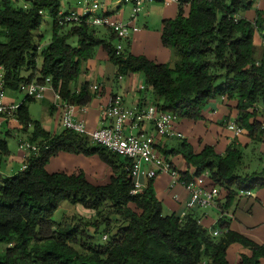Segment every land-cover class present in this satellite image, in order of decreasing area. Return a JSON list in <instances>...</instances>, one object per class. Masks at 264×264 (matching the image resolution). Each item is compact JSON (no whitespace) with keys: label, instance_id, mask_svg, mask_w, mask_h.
<instances>
[{"label":"trees","instance_id":"obj_1","mask_svg":"<svg viewBox=\"0 0 264 264\" xmlns=\"http://www.w3.org/2000/svg\"><path fill=\"white\" fill-rule=\"evenodd\" d=\"M17 1L0 0V75L6 90L51 77L63 101L86 105L93 97L88 84L79 92L72 84L79 78L81 63L102 47L117 67V76H144L160 111L198 121L211 100L222 96L235 103L236 122L251 137L258 130L264 133V43L260 54L255 44L256 32L264 41V7L256 9L254 21L244 17L258 0H179L177 16L164 20L161 37L163 45L179 55L174 65L134 55L127 43L117 55L116 35L108 29L100 34L99 28L85 23L61 26L57 16L63 0H25L24 6ZM45 11L54 18L53 36L42 46L34 32ZM34 100L25 96L13 111L22 129H31L27 141L36 149L30 150L25 169L0 178V264H230L227 251L234 243L252 252L241 255L239 264H261L264 245L231 230L225 219L214 227L223 233L214 236L191 212L165 214L155 179L133 194L129 159L71 129L48 132L30 116L28 105ZM229 119L230 115L225 121ZM160 151L170 161L172 155L183 156L187 165L180 171L183 178L208 171L227 191L225 206L238 189L264 188V169L247 176L238 173L243 153L235 144L225 155L209 145L196 153L186 140L181 150ZM60 153L98 156L110 168L108 182H90L82 168L71 173L48 171L51 159ZM9 155L8 139L0 135V158ZM63 201L94 215L58 223L54 215ZM98 233L106 236L105 241L96 240Z\"/></svg>","mask_w":264,"mask_h":264},{"label":"crops","instance_id":"obj_2","mask_svg":"<svg viewBox=\"0 0 264 264\" xmlns=\"http://www.w3.org/2000/svg\"><path fill=\"white\" fill-rule=\"evenodd\" d=\"M107 3H109L107 11L116 15L120 13L124 21L127 22L129 20L132 10L130 4H124V6L113 5L111 0ZM263 7V2L258 0L255 7L245 13L244 17L254 21L256 19V9H263ZM177 13L178 3L176 2H148L137 21V25L141 30L132 35L127 41L126 45L129 46L130 52L134 55H144L157 63L176 64L180 59L178 53L164 46L161 37L164 20L174 19ZM73 41L76 43L77 38H72ZM263 43L262 38H259L258 43L255 41L257 48H262ZM260 52L261 50L257 51V54H260ZM116 71L117 67L110 61L108 54L102 47L97 49L93 58L81 63L79 78L72 84V89L79 92L85 84H88L93 97L88 104L84 105L85 111L80 105L75 107L74 119L84 121L90 131L108 124V122H103L101 119V108L108 103L110 98H120L124 106L132 110H144L154 103L151 88L146 85L142 74H122L120 78V76H117ZM95 83L99 85L98 92L92 90V86ZM142 86L144 87L143 89H141ZM23 100L19 99L17 94L6 97L7 104L18 105ZM57 104L54 91L49 90L44 100H34L28 105L31 118L40 121L48 132L55 134L60 133L64 129L61 124L63 108L58 107ZM262 108L264 109V105H262ZM229 115L230 119L225 121ZM237 115L235 103L228 102L224 97L218 96L205 107L203 119L198 121L177 119L175 121L176 129L184 134L182 139L159 136L153 123L150 122L143 123L140 129L133 130V132H145L160 153V149L181 150L182 143L185 140L193 147L196 153L201 152L206 145H209L213 146L220 155H225L227 148L231 144H235L243 153V161L238 173L247 176L264 169V133L261 134L260 130H258L254 133L255 136L253 138L250 136V132L241 126L243 133L236 135L234 131L228 129V124L236 121ZM16 122L19 123L14 118L13 112H9L7 117L0 116V131H2V128L6 129V132L11 131L12 128H15L14 124ZM222 122L223 124H220ZM176 140L180 141L179 145L174 143ZM252 144H257V148H254V150H260L261 168L258 166V170L249 173L246 172L247 165L244 162V149L249 148ZM5 158H0V173L2 176L5 175L1 167L4 160L8 162L6 165L10 168V172L15 170L13 162L15 163V161L20 159L23 162L20 149L17 153H13L10 149V155L7 156V159ZM170 159L179 172L187 169L186 162L181 154L172 155ZM59 163L60 165L58 166ZM49 164L54 167L58 166V168L50 169ZM49 164L47 169L50 172L66 171L71 173L77 168H82L86 172L88 180L95 184L108 182L111 175L110 168L98 156L87 157L60 153L52 158ZM205 185L207 188H218L220 194L215 204L190 211L198 219L199 223L207 226L213 233L217 229L214 228L215 225L221 219H225L229 222L231 230L246 236L260 245H264V188L251 189V196L240 195L237 192L231 203L225 206L228 201L227 191H223V188L217 186L210 174L206 177ZM154 189L157 197L163 203L165 214L174 213L175 215H180L186 210L190 193L182 184L172 185V178L169 174H160L154 180ZM232 189L237 190L236 187ZM219 232L223 233L222 230H219ZM243 254L250 256L252 252L249 248L239 243L232 244L227 251L230 264H239ZM261 264H264V258L261 259Z\"/></svg>","mask_w":264,"mask_h":264},{"label":"built area","instance_id":"obj_3","mask_svg":"<svg viewBox=\"0 0 264 264\" xmlns=\"http://www.w3.org/2000/svg\"><path fill=\"white\" fill-rule=\"evenodd\" d=\"M85 1L86 5L81 8L67 11L61 9L57 16L59 24L62 26L67 23H85L90 27L108 29L116 35V54L121 55L130 37L141 30L137 25V21L145 5L148 2L157 0H121L122 4L132 6L131 15L127 22L123 20L120 13L116 15L107 10L104 11L103 5H99L97 2L90 7L88 0ZM161 1L179 3V0ZM259 1L263 2L264 0ZM143 88L142 86L141 89ZM49 90L54 91L57 106L63 108L61 124L64 128L87 135L92 142L103 145L132 162L130 175L134 181L133 194L144 190L147 180L156 179L160 174H169L172 178V185L182 184L190 193L186 210L180 214L181 216H185L194 209L206 208L215 204L220 191L216 187H206L208 171L200 176L183 178L172 161L165 158L155 148L153 141L145 132H133V130L140 129L143 123L150 122L153 123L159 136L182 139L184 134L175 127V121L177 120L175 114L160 111L154 104L149 105L144 110H132L125 107L120 98H110L108 103L101 108V119L103 122H108V124L90 131L84 121L74 119L77 105L62 100L61 94L54 89L51 77L45 78L43 82L34 80L22 83L19 87V91L35 100H44ZM92 90L98 92L99 85L95 83ZM20 104L6 103L4 79L0 75V114L17 110ZM81 107L84 111L86 110L84 105ZM262 128L264 129V121ZM228 129L234 131L236 135L243 133V128L236 121L230 122ZM19 149L22 151V169H25L24 161L29 157L30 150L36 149V147L29 141H22ZM238 193L246 196L252 195L251 190L238 189ZM220 234L219 230L213 232L214 236Z\"/></svg>","mask_w":264,"mask_h":264},{"label":"rangeland","instance_id":"obj_4","mask_svg":"<svg viewBox=\"0 0 264 264\" xmlns=\"http://www.w3.org/2000/svg\"><path fill=\"white\" fill-rule=\"evenodd\" d=\"M113 5H120V6H124V4H122L121 0H111ZM90 7H92V5L97 2L99 3V5H103V10L106 11V9L109 6V0H88ZM25 0H18L17 1V5L18 6H24L25 5ZM84 5H86V1L85 0H63L62 2V9L64 10H74V9H78L83 7ZM53 23H54V18L51 15V13L49 11H45L44 15H43V22L42 25L40 26V28L38 30H36L34 32V34L36 35V41H39L42 43V45H46L48 43H50L52 36H53ZM264 30V29H263ZM99 32L100 33H104L105 32V28H99ZM39 35H41L39 37ZM259 38L261 39V34L260 32H256V38L255 41L258 43ZM258 39V40H257ZM74 43V41H73ZM262 45V44H261ZM261 48L258 47L257 51H259ZM41 57L39 58V62L41 63ZM13 94H17L19 99L23 100L26 96V94L24 92H21L19 90H10L7 89L6 90V97H9ZM15 128H12L11 131V135H7L6 129L2 128V131H0V135L3 137H7L8 139V144H9V148L12 150L13 153H17L19 151V147L20 144L22 143V141H27L28 139V135L31 132V129H29L28 132L24 131V129H22V126L16 122V124H14ZM174 143L176 145L180 144L179 140L174 141ZM254 148H257V144H252L249 146V148L244 149V162L247 165V171L249 173L254 172L255 170H258V166L260 167V158H261V153L260 150H254ZM21 151V150H20ZM7 159V157L5 158ZM6 163H8L6 160H4L2 167V171L5 173L4 176L10 175L11 173H17L20 170H22L23 168V162L21 161V159L18 161H15V163L13 162L12 164H14L15 170L10 172V168L8 167V165H6ZM50 165V169H56L58 168V166L60 165V163L58 164L57 167ZM13 175V174H11ZM94 212L84 209L80 206H73L72 204H70L67 201H63L60 204V207L58 208V210L56 211L55 215H54V219L58 222V223H75L77 221V216L78 215H82L85 217H91V215L93 216ZM91 232L94 231V229L92 227L89 228ZM101 233H98L96 240L98 241H105V236L103 235L101 237ZM98 241V242H99Z\"/></svg>","mask_w":264,"mask_h":264}]
</instances>
